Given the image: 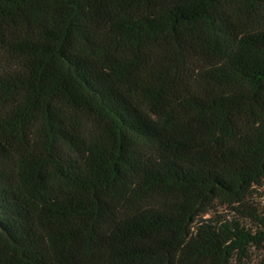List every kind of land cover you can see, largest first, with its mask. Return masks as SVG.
<instances>
[{"label": "trees", "instance_id": "16d2710c", "mask_svg": "<svg viewBox=\"0 0 264 264\" xmlns=\"http://www.w3.org/2000/svg\"><path fill=\"white\" fill-rule=\"evenodd\" d=\"M0 63V264L264 244V0H0ZM154 192L188 199L111 219Z\"/></svg>", "mask_w": 264, "mask_h": 264}, {"label": "rangeland", "instance_id": "374dc122", "mask_svg": "<svg viewBox=\"0 0 264 264\" xmlns=\"http://www.w3.org/2000/svg\"><path fill=\"white\" fill-rule=\"evenodd\" d=\"M4 63H0L1 67H4ZM188 197L182 193H151L139 202L130 200L129 197L121 196L112 203V209L110 216L112 220H120L130 217L134 212L145 209H167L176 205L182 204ZM252 204L258 209L264 212V184L262 186H256L250 196ZM204 219L211 220L212 222H231L235 219H239V214L236 213L235 208L217 204L211 211L207 212ZM251 225H256L252 224ZM108 228H103L101 232H105ZM224 243L227 244L229 240L224 239ZM197 245V241L194 239L185 243L176 257L175 264H218L217 259H208L207 256L199 255L195 256L193 249ZM121 249L106 247L99 249L96 253L95 264H127L121 263L119 258L115 255L119 253ZM227 264H264V244L260 246H253L248 249L245 254L236 253L232 256Z\"/></svg>", "mask_w": 264, "mask_h": 264}]
</instances>
